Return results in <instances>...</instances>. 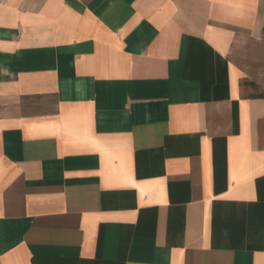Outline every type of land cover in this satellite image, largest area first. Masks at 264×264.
<instances>
[{"label":"crops","instance_id":"crops-1","mask_svg":"<svg viewBox=\"0 0 264 264\" xmlns=\"http://www.w3.org/2000/svg\"><path fill=\"white\" fill-rule=\"evenodd\" d=\"M0 264H264V0H0Z\"/></svg>","mask_w":264,"mask_h":264}]
</instances>
